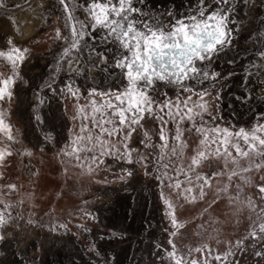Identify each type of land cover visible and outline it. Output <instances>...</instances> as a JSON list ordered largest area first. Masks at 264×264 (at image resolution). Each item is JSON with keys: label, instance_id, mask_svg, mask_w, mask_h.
<instances>
[{"label": "rangeland", "instance_id": "1", "mask_svg": "<svg viewBox=\"0 0 264 264\" xmlns=\"http://www.w3.org/2000/svg\"><path fill=\"white\" fill-rule=\"evenodd\" d=\"M87 3L70 0L69 10L76 20L87 18ZM141 7L153 14L187 15L199 4L198 0H145ZM231 7V46L209 65L210 72L219 73L217 78L199 87L210 93L205 100L214 119L205 114L206 124L247 130L256 123L264 124V59L259 57L264 50V0H231ZM75 22L68 20L59 0H0V50L9 40L12 46L28 50L17 66L19 77L11 100L0 101V111L16 140L11 145L13 154L0 163V213L5 221L0 226V264H16L14 254L19 252L34 256L17 264H174L167 256L173 251L171 244L176 246L177 258H183L182 264L192 260L198 264H264V232L259 230L264 222V193L259 191L264 186V167L241 173L247 182L240 176L229 180L234 166L225 168L223 158L203 161L190 173L192 184L179 170L157 171L159 122L147 114L127 142L133 164L117 163L106 156L90 172L87 166H80L84 160L64 154L79 131L82 114L78 106L89 105V93L122 87L118 74L109 75L115 71L111 59L103 71L95 66L98 57L89 54L93 46L99 50L102 45L82 42L79 52L64 57L66 45L56 33L67 36L68 25ZM88 36L86 30L85 40ZM5 65L0 68L11 75ZM40 78L43 84L34 90L33 81ZM66 85L77 95L68 92ZM156 87L151 92L156 99L163 100L165 92L176 98L175 85L161 82ZM21 91L37 95L36 103H30L27 110L32 117L30 136L20 117ZM46 98L54 102L60 115L56 135L43 124ZM92 99L100 102L105 98L96 95ZM180 127L187 147L183 158H173V163L186 169L200 136L188 131L187 122ZM174 131L170 122L166 132L171 135ZM146 134L153 147H146ZM173 143L170 139L169 144ZM140 157L150 162L135 163ZM258 162H264V157ZM240 163L244 167L248 162ZM125 169L132 174L127 175ZM218 172L222 174L213 175ZM197 173L208 178L203 195L199 187L203 181H196ZM177 181L181 182L179 189ZM189 187L193 188L191 195L185 191ZM253 231L257 238L252 237ZM9 246L13 247L11 256L6 252ZM197 248L203 251L196 252ZM217 255L220 260L215 259Z\"/></svg>", "mask_w": 264, "mask_h": 264}, {"label": "snow or ice", "instance_id": "2", "mask_svg": "<svg viewBox=\"0 0 264 264\" xmlns=\"http://www.w3.org/2000/svg\"><path fill=\"white\" fill-rule=\"evenodd\" d=\"M59 3L68 20L76 21L68 25L67 36L61 37L57 30L56 38L62 39L66 45L62 49L64 57H70L73 51L79 52L82 42L87 44L88 41H94L95 44L102 45L99 50L93 46L89 53L98 57V64L95 66L107 71L106 66L111 59V66L115 71L109 75L118 74L122 84V87L117 86L100 93L93 89L89 93V105L78 106V111L82 114L81 124L69 146L70 150H65V155L72 156L77 161L84 160L85 164L80 166H87L90 172L94 170V165L99 167L103 164L106 156L113 157L117 163L123 161L133 164L132 150L128 148L127 142L147 114L159 122L158 136L161 143L155 146L157 171L161 168L179 170L189 184H192L190 173H195L203 161L210 157L223 158L225 168L228 164L234 166L229 180L240 176L247 182L241 173L264 167V162H258L259 158L264 157V124L256 123L247 130L243 127L230 130L215 124L208 125L204 120L205 114L211 118L210 105L205 100V96L210 93L207 88L199 86L217 78L219 73L210 72L209 65L214 57L224 54L231 46V30L228 28L229 16L234 15L231 0H208L207 4L205 0H198L199 7L187 15L171 11L163 15L153 14L151 10L141 7L145 0H88L84 6L87 13L84 20H76L73 16L69 10L70 0H59ZM213 4L216 5L215 8ZM169 16L171 20L167 19ZM98 29V35L92 36L91 32ZM86 30L89 33L88 40H85ZM27 51L12 46L11 40L4 50H0V64L6 62L5 67L11 70V75H8L0 68V101L11 100L12 87L19 77L16 69L25 59ZM259 57L264 59V50L260 51ZM161 82L163 85L176 86L177 95L174 100L167 92L163 93V100L151 95ZM65 87L73 96L77 95L71 85ZM180 93L188 95L181 98ZM96 95L105 99L97 102L92 99ZM170 122L175 125V131L171 135L166 132ZM185 122L188 123V131H194L200 136L198 148L190 157L186 169L183 165L173 163V158H183V151L187 147L183 139L184 129L180 127ZM146 138V147H153L151 137L146 134ZM170 139L174 141L171 145ZM15 142L12 126L0 111V163L13 154L11 145ZM241 160L247 161V166L242 167ZM88 161L91 162L87 163ZM149 162L144 157L135 161L143 165ZM236 168L240 171L237 172ZM124 171L129 176L132 174L130 170ZM167 174L165 171L164 175ZM221 174L218 172L213 175ZM195 179L203 181L199 185L200 194L203 195V187L208 184V178L197 173ZM180 186L181 182L177 181L175 187L179 189ZM9 187L14 189L15 185ZM185 191L191 195L193 188H186ZM259 191L264 193V186ZM192 200H195V196H192ZM261 211L264 212V209ZM3 223L4 216L0 213V226ZM259 230L264 232V222L259 224ZM252 237L257 238L255 231L252 232ZM2 239L3 236L0 235V240ZM171 247L173 251L167 252V256L174 264H182L183 258H177L175 244H171ZM195 251L203 250L197 248ZM256 255L261 253L257 252ZM215 259L220 260L221 257L217 255ZM191 264L198 262L192 260Z\"/></svg>", "mask_w": 264, "mask_h": 264}, {"label": "bare ground", "instance_id": "3", "mask_svg": "<svg viewBox=\"0 0 264 264\" xmlns=\"http://www.w3.org/2000/svg\"><path fill=\"white\" fill-rule=\"evenodd\" d=\"M43 82V79L40 78L38 80H35L33 81V88L34 90L38 89L40 87L41 84ZM36 93L35 94H32V95H29L27 94L26 92L24 91H21V96H20V102H21V107H20V117L22 118V120L28 125L29 127V130H28V134L29 136L31 134H33V131L31 130V123H32V117L30 115L27 114V110H28V106L29 104H33L36 103ZM57 106L54 104L53 101L50 100V98H46L45 99V106H44V109H43V124L46 128L50 129L55 135L57 134L56 132V128H57V122L60 118V115L58 114V111H57ZM30 139V138H29ZM6 252L8 255L11 256V254L13 253V247L9 246L6 248ZM29 256V255H28ZM27 255H25L24 253L22 252H19V254H14V261H16V264L18 263V261L20 259L23 258V260H27L30 258L29 261L32 260V257L34 256L33 253H32V257L30 256L28 258ZM46 259V258H45ZM13 262V261H12Z\"/></svg>", "mask_w": 264, "mask_h": 264}]
</instances>
